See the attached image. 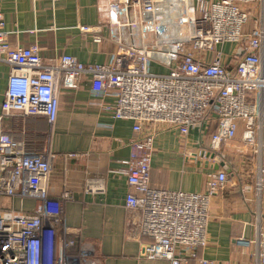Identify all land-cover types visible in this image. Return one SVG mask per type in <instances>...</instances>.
<instances>
[{"label": "built area", "instance_id": "1", "mask_svg": "<svg viewBox=\"0 0 264 264\" xmlns=\"http://www.w3.org/2000/svg\"><path fill=\"white\" fill-rule=\"evenodd\" d=\"M104 7L116 50L103 65L63 53L45 59L37 44L11 47L0 8V62L11 67L0 100V264H88L65 226L69 192L49 194V144L30 152L3 128L5 118L33 116L45 118L51 130L60 88L76 90L82 74L91 76L92 92L115 99L116 119L133 121L120 173L129 188L127 230L140 244V256L168 264L198 260L211 199L232 172L256 204L254 237H237L233 244L264 264V0H118ZM153 64L165 73L152 72ZM167 130H176L182 142L197 132L201 155L223 163L207 174L202 192L150 185L153 142ZM229 151L236 166L224 159ZM92 189L104 193L103 180L97 188L87 186Z\"/></svg>", "mask_w": 264, "mask_h": 264}, {"label": "crops", "instance_id": "2", "mask_svg": "<svg viewBox=\"0 0 264 264\" xmlns=\"http://www.w3.org/2000/svg\"><path fill=\"white\" fill-rule=\"evenodd\" d=\"M117 1L3 0L0 8L6 41L11 47L37 44L45 59L63 53L85 65L108 64L116 45L104 6ZM79 26L96 27L98 31L83 34ZM94 35L100 37V42L94 41ZM10 68L0 62V100ZM152 71L165 73L158 65ZM114 101L102 92H92L91 76L82 74L76 90L60 88L57 119L51 130L45 118L33 116L5 118L3 128L30 152L38 153L49 144L54 155L49 194L59 197L69 192L71 199L64 206L65 226L76 241V249L86 251L88 264H168L142 258L140 244L127 230L125 199L129 188L120 173V162L129 156L133 121L114 117ZM236 158L230 151L224 153L226 162L234 166ZM219 167L217 160L201 155L197 132H189L182 142L176 130H167L153 142L150 185L200 193L207 174ZM228 174L225 188L210 202L206 245L199 249L198 260L188 264H200L199 260L210 264H255L250 249L233 244L237 237L255 235L253 194L242 191L245 181L241 176ZM99 179L103 180L104 193L87 191L88 185L97 188Z\"/></svg>", "mask_w": 264, "mask_h": 264}, {"label": "rangeland", "instance_id": "3", "mask_svg": "<svg viewBox=\"0 0 264 264\" xmlns=\"http://www.w3.org/2000/svg\"><path fill=\"white\" fill-rule=\"evenodd\" d=\"M249 12H252V10L251 9H249ZM253 19H250L249 20V25H251V24H253V21H252ZM155 65L153 64L152 66H151V71L153 70V67H154ZM153 72V71H152ZM16 205H17V203H16ZM31 206V202L30 201H25L24 202V207L25 208H29Z\"/></svg>", "mask_w": 264, "mask_h": 264}, {"label": "water", "instance_id": "4", "mask_svg": "<svg viewBox=\"0 0 264 264\" xmlns=\"http://www.w3.org/2000/svg\"><path fill=\"white\" fill-rule=\"evenodd\" d=\"M242 53H243V51L239 50V51L237 52V56H241ZM219 164H220L221 166L223 165V163H220V162H219Z\"/></svg>", "mask_w": 264, "mask_h": 264}]
</instances>
